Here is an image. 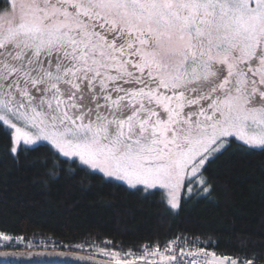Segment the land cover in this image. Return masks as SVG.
I'll use <instances>...</instances> for the list:
<instances>
[{"label":"snow or ice","instance_id":"6c2138e0","mask_svg":"<svg viewBox=\"0 0 264 264\" xmlns=\"http://www.w3.org/2000/svg\"><path fill=\"white\" fill-rule=\"evenodd\" d=\"M257 154L264 0H0V176L24 166L44 189L63 178L159 198L175 220L228 199L221 169ZM65 227L0 244L59 249L30 264H95L76 255L90 235ZM214 235L185 229L140 256L97 251L107 264H264V246L217 256Z\"/></svg>","mask_w":264,"mask_h":264},{"label":"trees","instance_id":"16d2710c","mask_svg":"<svg viewBox=\"0 0 264 264\" xmlns=\"http://www.w3.org/2000/svg\"><path fill=\"white\" fill-rule=\"evenodd\" d=\"M33 169L22 166L0 176V232L25 239H60L70 222L74 234L90 235L97 256L104 248L140 253L146 248L164 250L166 241L182 230L214 233L217 256L235 257L264 246V158L236 156L219 173L218 183L228 189L212 206H186L180 216H167L159 198L138 201L112 188L82 190L63 178L44 189L34 182ZM24 247L3 248L2 250ZM51 248V247H49Z\"/></svg>","mask_w":264,"mask_h":264},{"label":"water","instance_id":"95a60500","mask_svg":"<svg viewBox=\"0 0 264 264\" xmlns=\"http://www.w3.org/2000/svg\"><path fill=\"white\" fill-rule=\"evenodd\" d=\"M40 252H46L51 255H58L59 249L53 250L52 248H35V249H9V250H0V262L5 261L8 257L16 256V257H23L22 260L17 261V264H30V255ZM7 254V256H6ZM76 255L84 257L86 260L91 258L95 264H107V259H103L101 257L92 256L89 254H84L77 252Z\"/></svg>","mask_w":264,"mask_h":264},{"label":"rangeland","instance_id":"374dc122","mask_svg":"<svg viewBox=\"0 0 264 264\" xmlns=\"http://www.w3.org/2000/svg\"><path fill=\"white\" fill-rule=\"evenodd\" d=\"M0 234H4V233H2V232H0ZM6 243V242H5ZM15 247H24V248H21V249H39V248H41V247H32V248H26L23 244H20V245H18V246H14V247H12V248H15ZM3 248H6V247H4L3 246V244H0V250H2ZM49 248V247H48ZM43 249H47V248H43ZM98 249H103V250H105V251H108V252H112V251H119V250H113V249H104V248H98ZM98 249H94V253L97 255V256H100L101 258H103V259H107L108 260V258L107 257H105L104 255H103V253L102 252H99V251H97ZM163 251V250H162ZM120 253H121V255L122 256H124L125 254H127V253H130V252H122V251H119ZM144 253V251H142V252H140V253H135L137 256H140V255H142Z\"/></svg>","mask_w":264,"mask_h":264}]
</instances>
